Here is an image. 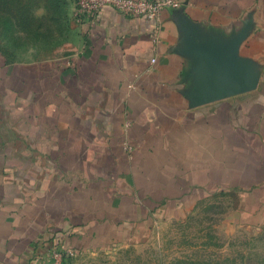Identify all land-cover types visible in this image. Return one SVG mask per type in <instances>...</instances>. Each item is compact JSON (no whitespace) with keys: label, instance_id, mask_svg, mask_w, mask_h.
I'll return each instance as SVG.
<instances>
[{"label":"crops","instance_id":"crops-1","mask_svg":"<svg viewBox=\"0 0 264 264\" xmlns=\"http://www.w3.org/2000/svg\"><path fill=\"white\" fill-rule=\"evenodd\" d=\"M80 31L55 56L0 47V264L127 239L223 192L264 222V0L158 20L106 7Z\"/></svg>","mask_w":264,"mask_h":264},{"label":"rangeland","instance_id":"rangeland-1","mask_svg":"<svg viewBox=\"0 0 264 264\" xmlns=\"http://www.w3.org/2000/svg\"><path fill=\"white\" fill-rule=\"evenodd\" d=\"M80 24L71 0H0V47L17 60L70 52L80 45ZM238 204L232 192L209 196L67 264H264V222H246Z\"/></svg>","mask_w":264,"mask_h":264},{"label":"built area","instance_id":"built-area-1","mask_svg":"<svg viewBox=\"0 0 264 264\" xmlns=\"http://www.w3.org/2000/svg\"><path fill=\"white\" fill-rule=\"evenodd\" d=\"M72 4L74 16L80 22L94 24L106 7L130 17L158 20L163 9L179 8L182 0H72ZM153 40L155 43L159 41L157 34H154ZM77 253L73 247L53 243L45 251L38 252L27 264H67Z\"/></svg>","mask_w":264,"mask_h":264},{"label":"trees","instance_id":"trees-1","mask_svg":"<svg viewBox=\"0 0 264 264\" xmlns=\"http://www.w3.org/2000/svg\"><path fill=\"white\" fill-rule=\"evenodd\" d=\"M72 1V0H71Z\"/></svg>","mask_w":264,"mask_h":264}]
</instances>
